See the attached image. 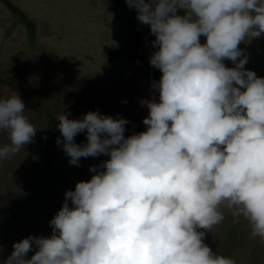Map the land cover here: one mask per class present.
Listing matches in <instances>:
<instances>
[{
    "label": "clouds",
    "instance_id": "obj_1",
    "mask_svg": "<svg viewBox=\"0 0 264 264\" xmlns=\"http://www.w3.org/2000/svg\"><path fill=\"white\" fill-rule=\"evenodd\" d=\"M126 3L154 35L149 63L161 72L147 127L125 136L129 121L119 114H58L56 143L70 165L109 159L65 191L51 235L14 242L4 264H236L205 243L225 209L264 240V77L245 68L240 47L264 35V0ZM25 110L17 92L0 98L9 139L0 160L34 140Z\"/></svg>",
    "mask_w": 264,
    "mask_h": 264
},
{
    "label": "rangeland",
    "instance_id": "obj_2",
    "mask_svg": "<svg viewBox=\"0 0 264 264\" xmlns=\"http://www.w3.org/2000/svg\"><path fill=\"white\" fill-rule=\"evenodd\" d=\"M132 16L134 24L114 0H0V98L17 92L25 103V115L38 129L32 143L0 160V210L34 195L35 188L45 184L0 243V264L14 242L29 235L50 236L49 221L62 206L65 191L89 180L94 174L90 166L100 170L109 159L101 154L81 158L79 166L70 165L56 143L58 114L65 111L78 119L98 110L126 118L125 127L132 131L125 136L146 129L147 101L158 100V92L151 88L156 78L134 54L149 61L155 37L148 25L138 21L136 10ZM200 40L204 43L206 37ZM240 47L249 57L245 68L264 77V35ZM126 49L128 54L123 52ZM225 64L233 66L228 60ZM155 69L160 78V70ZM75 140L86 141L85 133ZM8 142L7 133L0 132V145ZM49 164L58 165L52 174ZM205 243L236 264H264V240L253 238L247 221L234 222L227 209L224 221L206 233Z\"/></svg>",
    "mask_w": 264,
    "mask_h": 264
},
{
    "label": "trees",
    "instance_id": "obj_3",
    "mask_svg": "<svg viewBox=\"0 0 264 264\" xmlns=\"http://www.w3.org/2000/svg\"><path fill=\"white\" fill-rule=\"evenodd\" d=\"M119 4L123 9L129 12L130 14V21L133 23V16L132 13L135 11L134 8L128 7L126 0H114ZM13 10L16 11L15 8H13L11 5H9ZM23 20H25V17L23 14L20 15ZM30 27V23H26ZM134 24V23H133ZM124 53L128 54L130 51L128 49L123 50ZM134 57L141 63L143 64L149 72L156 78V81L159 80L158 78V73L156 72V69L150 65L149 61L145 60L142 58L138 53L134 54ZM51 116V115H50ZM50 127V124L48 125V128ZM125 133H129L132 131V129H128L127 127ZM86 141H81L80 143H85ZM45 144H46V136L44 135V138L42 140V153L44 156H46V149H45ZM49 170L50 173L54 170L57 169L58 165H52L49 164ZM45 184L42 183L38 187L35 188V194L31 195L30 197L24 199V200H19L17 202L12 203V205L9 208H6L4 210H0V243H2L8 236V233L10 230L13 228V226L16 223L17 218L19 215L22 213L24 209H26L31 201L38 195L40 192L44 189Z\"/></svg>",
    "mask_w": 264,
    "mask_h": 264
}]
</instances>
